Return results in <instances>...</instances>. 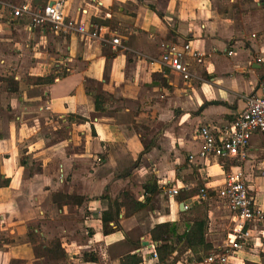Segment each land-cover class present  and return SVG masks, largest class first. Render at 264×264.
Segmentation results:
<instances>
[{"label": "crops", "instance_id": "1", "mask_svg": "<svg viewBox=\"0 0 264 264\" xmlns=\"http://www.w3.org/2000/svg\"><path fill=\"white\" fill-rule=\"evenodd\" d=\"M0 1L33 8L52 2ZM259 1L70 2L73 21L108 26L121 46L40 29L4 12L0 183L10 184L0 185V264H120L134 253L143 264H160L151 230L185 216L207 217L206 240L220 250L237 225L220 197L228 170L244 172L264 207V133L253 135L243 161L223 165L199 157L200 129L229 125L246 98L264 88ZM189 42L208 55L189 57L193 82L159 63L165 46ZM151 178L161 188L151 204L130 217L122 210L119 230L105 236L102 216L110 201L128 191L145 202L143 185ZM172 189L179 195L170 196ZM256 229L257 237L228 264H264V224ZM55 240L65 257L41 256ZM91 252L98 263L84 261ZM177 264L190 263L186 256Z\"/></svg>", "mask_w": 264, "mask_h": 264}, {"label": "built area", "instance_id": "2", "mask_svg": "<svg viewBox=\"0 0 264 264\" xmlns=\"http://www.w3.org/2000/svg\"><path fill=\"white\" fill-rule=\"evenodd\" d=\"M72 0H52L42 7L33 8L29 4L13 6L0 1V19L5 11H9L13 18L28 17L33 26L40 29H51L55 32L77 33L102 43L121 46V41L108 26L96 23L77 24L70 17V2ZM264 6V0L259 1ZM233 53L230 52L229 55ZM189 57L197 60L208 57L204 53L194 50L191 43L171 44L165 46V51L159 59L163 68L182 77L185 82H193L195 76L188 62ZM264 133V88L257 94L246 98V107L227 126L214 129L204 126L200 129L203 149L199 157L206 159L210 156L221 159L245 160L247 150L253 135ZM194 156L190 157L193 161ZM201 197L207 198L206 189L201 190ZM170 196L179 195V190L169 191ZM220 197L226 200L230 211L237 218V225L228 236L227 244L217 251H212L200 264H228L241 251L249 247L251 241L257 237L256 227L264 224V207L257 204L247 185L246 176L242 170H228L225 174V186L220 191ZM154 258L158 259L155 252Z\"/></svg>", "mask_w": 264, "mask_h": 264}, {"label": "trees", "instance_id": "3", "mask_svg": "<svg viewBox=\"0 0 264 264\" xmlns=\"http://www.w3.org/2000/svg\"><path fill=\"white\" fill-rule=\"evenodd\" d=\"M43 81L42 79L39 82ZM98 97L96 98V109H99ZM9 180L0 183L8 186ZM145 202L137 200L130 192L125 191L110 201L109 208L102 216L103 234L111 235L119 230V222L122 210L130 217L144 209L152 202L153 196L161 191L157 179L151 178L144 185ZM208 218L201 220H189L185 216L181 222H166L157 224L150 232L151 240L157 244L156 252L160 264H177L188 257V263L199 264L205 260L207 254L213 247L206 240ZM41 256L52 259L65 257V250L59 240L52 242ZM183 257V258H182ZM84 261L87 263H98V255L94 252L86 253ZM142 254H127L120 259V264H143ZM250 264V263H248ZM258 264V263H256Z\"/></svg>", "mask_w": 264, "mask_h": 264}, {"label": "water", "instance_id": "4", "mask_svg": "<svg viewBox=\"0 0 264 264\" xmlns=\"http://www.w3.org/2000/svg\"><path fill=\"white\" fill-rule=\"evenodd\" d=\"M149 244V243H148ZM145 246H147V244H144Z\"/></svg>", "mask_w": 264, "mask_h": 264}, {"label": "rangeland", "instance_id": "5", "mask_svg": "<svg viewBox=\"0 0 264 264\" xmlns=\"http://www.w3.org/2000/svg\"><path fill=\"white\" fill-rule=\"evenodd\" d=\"M183 258V257H182ZM186 257H184V259H185Z\"/></svg>", "mask_w": 264, "mask_h": 264}]
</instances>
